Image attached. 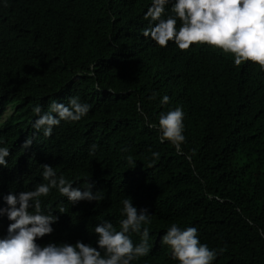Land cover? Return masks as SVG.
Returning a JSON list of instances; mask_svg holds the SVG:
<instances>
[{
	"label": "trees",
	"instance_id": "16d2710c",
	"mask_svg": "<svg viewBox=\"0 0 264 264\" xmlns=\"http://www.w3.org/2000/svg\"><path fill=\"white\" fill-rule=\"evenodd\" d=\"M149 2L9 0L0 6L4 145L10 132L35 119L36 104L48 111L51 100L66 103L76 95L92 106L81 121L54 128L44 158L68 180L95 181L93 191L104 199L71 205L53 190L42 206L58 220L39 242L94 244L93 226L104 219L116 225L119 201L128 195L152 213V249L137 264H176L159 243L172 222L196 226L203 242L222 248L214 264H264V92L235 83L261 73L250 63L233 67L230 55L206 46L157 47L142 35ZM164 94L185 111L183 154L149 127ZM7 106L12 111L2 121ZM8 160L0 168V195L40 182V162ZM10 174H18L17 183ZM8 223L0 217V235Z\"/></svg>",
	"mask_w": 264,
	"mask_h": 264
},
{
	"label": "clouds",
	"instance_id": "9594fccd",
	"mask_svg": "<svg viewBox=\"0 0 264 264\" xmlns=\"http://www.w3.org/2000/svg\"><path fill=\"white\" fill-rule=\"evenodd\" d=\"M0 6L7 8L9 0H0ZM143 17L148 26L142 35L157 47L167 48L171 43L185 51L206 46L230 55L233 67L250 63L261 74L249 80L239 78L235 83L239 82L242 87L256 86L264 92V0H150ZM159 104L163 108L158 120L149 127L157 129L160 143L167 142L178 155L183 154L185 111L181 105L171 102L167 94L159 98ZM91 107L76 95L69 96L66 103L51 100L48 111H42V106L36 104L32 107L35 119L27 123L26 129L10 132L6 146L0 138V168L9 167V158L41 163V179L33 188L0 195L3 201L0 217L9 221L5 233L0 235V264H137L149 255L152 213L146 207L138 208L128 195L119 201L120 219L116 225L104 219L93 226L90 233L95 235L94 244L81 239L39 242L53 233V225L58 220L52 208L42 206L43 199L53 190L71 205L80 201L98 203L104 199L98 190L93 191L95 181L86 177L81 185L68 180L63 174L58 175L44 158L49 156V138L54 128L61 122L81 121ZM137 108L143 111L140 105ZM11 111L12 107L7 106L1 120ZM145 119H148L146 115ZM96 148L92 144L90 154ZM151 155L159 157L155 151ZM127 163L135 162L129 156ZM17 175L10 174L16 183ZM58 211L64 213L65 209L61 206ZM134 235L138 239L134 240ZM159 243L161 247L166 246L176 264H214L223 251L203 242L196 226L181 227L177 222L166 227Z\"/></svg>",
	"mask_w": 264,
	"mask_h": 264
},
{
	"label": "bare ground",
	"instance_id": "6f19581e",
	"mask_svg": "<svg viewBox=\"0 0 264 264\" xmlns=\"http://www.w3.org/2000/svg\"><path fill=\"white\" fill-rule=\"evenodd\" d=\"M125 2V1H124Z\"/></svg>",
	"mask_w": 264,
	"mask_h": 264
}]
</instances>
